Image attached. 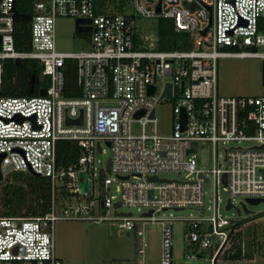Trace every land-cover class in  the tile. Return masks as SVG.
<instances>
[{
    "label": "built area",
    "instance_id": "2783aa9c",
    "mask_svg": "<svg viewBox=\"0 0 264 264\" xmlns=\"http://www.w3.org/2000/svg\"><path fill=\"white\" fill-rule=\"evenodd\" d=\"M130 1L142 17L173 18L177 31L190 33L191 48L156 49L154 33L144 35L135 16L100 12L99 0H46L35 4L31 49L20 51L14 38L15 0H0V92L6 59H37L43 75L51 80L44 95H0V169L4 175L33 171L49 179L52 191L51 209L44 215L0 216V262L63 264L55 253V223L86 220L112 221L120 231L133 232L139 240L135 264H148L142 245L145 226L160 224L159 264H174L175 219L157 213L188 208L199 214L182 219L187 222L186 238L202 249L214 248L212 262L236 226L221 212V190L228 194L226 210L233 208L227 205L229 199L234 204L235 197L264 198V0ZM60 17L91 20L92 30L86 33L90 49H57ZM226 56L261 58V94H219L218 60ZM67 59L76 61L81 96L63 93ZM168 82L173 83V96L161 99ZM151 85L156 86L153 94H149ZM163 100H173L176 116L172 133L164 136L156 129V103ZM141 110L145 113L136 117ZM81 111L83 124L68 125L67 118L76 119ZM134 122L140 123V132L133 130ZM59 140L81 145V155L68 167L57 164ZM103 141L111 149L110 169L108 161L96 166L95 155L103 152ZM194 142L197 149L190 151ZM204 143L213 146L210 169L201 168L196 159ZM219 144L224 149L222 162ZM80 172L90 179L89 192L80 189ZM164 173L186 179L161 176ZM208 183H212V196L207 205ZM121 206L148 210L139 216L131 211L124 215Z\"/></svg>",
    "mask_w": 264,
    "mask_h": 264
},
{
    "label": "rangeland",
    "instance_id": "374dc122",
    "mask_svg": "<svg viewBox=\"0 0 264 264\" xmlns=\"http://www.w3.org/2000/svg\"><path fill=\"white\" fill-rule=\"evenodd\" d=\"M125 13L133 15L137 20V27L148 37H153L155 31V19L145 18L135 12L133 3L129 0L125 7ZM57 49L63 52H76L90 49L89 35L77 33L76 19L60 17L56 21ZM218 86L222 96H255L263 91L262 85V60L258 57H221L218 60ZM173 100H163L156 103L157 123L156 129L160 135H170L176 116L173 112ZM140 123L134 122L132 128L140 132ZM148 132H153L152 124L148 125ZM249 146L250 142H244ZM103 152L95 155L96 166L100 168L107 164L111 157V149L102 142ZM230 145V144H229ZM219 162L223 161V144L218 147ZM198 165L204 169H210L214 165V151L211 143L201 144L196 153ZM99 176V175H98ZM161 176L186 179L184 175L176 173H164ZM0 185V211L3 208L1 194L3 186L8 182L3 178ZM98 180L95 181L97 186ZM206 204L212 196V183L205 186ZM115 193V192H113ZM116 194V193H115ZM221 212L232 219L233 224L241 229H252L257 234V254L253 261H225L220 258L217 264H264V201L259 204H248L251 213L243 209L239 215L236 207H241L243 197H235L231 210L225 209L228 194L221 190ZM69 205V204H68ZM147 208L121 206L119 212H132L139 216L147 211ZM194 209L175 210L169 209L157 213L162 218H174V264H214L211 262V254L214 248L202 249L194 245L186 238L187 222L185 217L197 216ZM261 214V216H260ZM160 224H148L145 226V236L142 245L145 250V261L148 264H159L162 253V230ZM55 253L63 264H135V247L139 240L133 232L129 234L120 231L112 221L91 222L86 220H59L54 228ZM198 254L196 258H189L191 253ZM0 264H9L0 262Z\"/></svg>",
    "mask_w": 264,
    "mask_h": 264
},
{
    "label": "trees",
    "instance_id": "16d2710c",
    "mask_svg": "<svg viewBox=\"0 0 264 264\" xmlns=\"http://www.w3.org/2000/svg\"><path fill=\"white\" fill-rule=\"evenodd\" d=\"M37 1L46 0H15L14 38L16 49L20 51L31 49L30 26L35 15ZM128 3L129 0H99L98 11L125 12ZM154 37L158 50H187L192 46L190 33L186 30L177 31L174 19L169 17L159 16L155 19ZM63 70L65 74L64 95L67 97L81 96L82 88L77 82L76 61L67 59ZM50 83V77L43 75V66L39 60L6 59L0 95H39L40 91L47 88ZM81 152L82 148L78 142L59 140L57 142V164L68 167L77 161ZM4 176L8 182L2 188L3 208L0 216L29 217L44 215L50 211L52 191L47 177L35 175L29 171H12ZM3 181V179L0 180V185ZM256 243L255 230L241 229L236 225L231 231L228 242L217 254L214 264H217L220 258L225 261H253L257 254Z\"/></svg>",
    "mask_w": 264,
    "mask_h": 264
},
{
    "label": "water",
    "instance_id": "95a60500",
    "mask_svg": "<svg viewBox=\"0 0 264 264\" xmlns=\"http://www.w3.org/2000/svg\"><path fill=\"white\" fill-rule=\"evenodd\" d=\"M191 7H194V5H191ZM157 10L160 11V4L157 7ZM91 20L89 18H77L76 19V31L78 33H88L91 32L92 28L90 26ZM206 31V30H205ZM204 31V33H205ZM156 90V86L155 85H151L149 86V94H153ZM46 93V89H42L40 91L41 95H44ZM173 96V83L172 82H168L166 84V88L164 90V92L161 95V99L166 98V99H171ZM145 113V110H141L139 112L136 113V117H140L141 115H143ZM155 116V109H153L152 113H151V117ZM181 119L183 121V123L185 124V120H186V112L183 110V112L181 113ZM67 124L68 125H82L83 124V111H81V115L76 118V119H70L67 118ZM108 144H110L108 142ZM197 149V143L194 142L193 143V147L190 149V151H195ZM99 150H101V148L99 147ZM2 160V156H0V163ZM110 165H111V158L108 159V169H110ZM33 174L37 175V173L33 172ZM80 178H79V186L80 189L83 192H89L90 191V179L88 177V175L85 172H80ZM101 176H105V172L102 169L101 170ZM4 178V174L1 172L0 169V180H2ZM152 180H156L157 177L153 176L151 177ZM224 179L226 181V175L224 176ZM152 193V192H151ZM62 194L63 196H66V190L63 189L62 190ZM264 201V198H246L244 201L241 202L242 204V208L241 207H236L237 211L239 213V215H242V211L244 210L246 213H251L252 211L250 209H248V204H259L261 202ZM120 203H116V207H119ZM232 207H234V204H232L231 200H228V205H227V209H231ZM243 209V210H242ZM180 210V209H179ZM149 214H151L152 212H148ZM120 214H124V215H131V212H121Z\"/></svg>",
    "mask_w": 264,
    "mask_h": 264
},
{
    "label": "crops",
    "instance_id": "0c3cea01",
    "mask_svg": "<svg viewBox=\"0 0 264 264\" xmlns=\"http://www.w3.org/2000/svg\"><path fill=\"white\" fill-rule=\"evenodd\" d=\"M129 234V233H128ZM136 238V237H135Z\"/></svg>",
    "mask_w": 264,
    "mask_h": 264
}]
</instances>
